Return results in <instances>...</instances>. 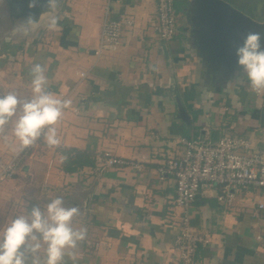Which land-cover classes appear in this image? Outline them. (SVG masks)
<instances>
[{"label":"crops","instance_id":"1","mask_svg":"<svg viewBox=\"0 0 264 264\" xmlns=\"http://www.w3.org/2000/svg\"><path fill=\"white\" fill-rule=\"evenodd\" d=\"M224 1L264 22V0ZM177 6L181 21L170 41L153 30L156 0H56L55 29L42 23L44 30L14 58L0 44V95L30 99L31 69L40 64L46 91L71 101L56 125L63 144L41 142L15 176L0 182V228L32 205L61 198L79 209L72 226L87 230L64 264H180L173 246L179 232L174 179L158 181L156 168L182 155L180 137L213 142L233 135L247 140L250 151H264V91L252 90L242 70L219 93L205 88L206 56L193 42L187 3L176 0ZM105 17L133 25L122 27L117 52L97 57ZM178 101L188 120L180 117ZM12 127L0 132V166L19 148ZM62 150L85 154L89 163L67 173ZM104 151L149 162L141 171L100 169L95 157ZM219 192L198 194L189 208L191 228L209 239L196 247L193 264H264V208H258L264 189H234L230 205L218 201ZM44 255L41 248V264Z\"/></svg>","mask_w":264,"mask_h":264},{"label":"built area","instance_id":"2","mask_svg":"<svg viewBox=\"0 0 264 264\" xmlns=\"http://www.w3.org/2000/svg\"><path fill=\"white\" fill-rule=\"evenodd\" d=\"M175 2L176 0H156V15L152 27L156 35L164 41L172 40L176 34ZM131 25V19L111 21L105 17L101 24L100 41L95 55L99 57L103 52H117L121 44L122 27ZM79 76L84 79L87 73L80 71ZM71 112L78 114L79 108L74 106ZM43 140L41 138L32 146L23 149L19 145L17 153L9 162L0 166V182L12 178L22 159ZM178 142L183 148L182 155L164 159L156 168V178L158 181L168 177L174 179L173 201L174 207L179 210V232L175 236L173 246L180 264H193L196 247L206 246L209 239L206 234L191 228L190 206L198 194L214 187L220 189L218 201L227 205L232 203L231 191L234 189H264V151H250L247 140L233 135H225L213 142L180 137ZM95 161L100 169L129 167L141 171L149 159L146 156L124 159L110 151H104L96 155ZM258 208L263 209L264 205L259 203Z\"/></svg>","mask_w":264,"mask_h":264},{"label":"clouds","instance_id":"3","mask_svg":"<svg viewBox=\"0 0 264 264\" xmlns=\"http://www.w3.org/2000/svg\"><path fill=\"white\" fill-rule=\"evenodd\" d=\"M53 0H49L50 7ZM34 4L30 3L29 7ZM28 25L35 24L29 18ZM50 29L58 26V19L51 17ZM236 46L237 65L247 75L250 87L257 93L264 91V35L247 32ZM32 95L21 100L15 92L0 95V132L12 125L20 148H27L41 138L49 147L60 144L56 125L61 120L70 100L55 98L46 91V77L40 64L31 69ZM75 206L66 207L63 199H50L43 207L31 206L27 215L14 217L6 227L0 228V264H41L39 253L44 249L43 264H64V257H71L85 240L86 228L72 226L78 215Z\"/></svg>","mask_w":264,"mask_h":264},{"label":"water","instance_id":"4","mask_svg":"<svg viewBox=\"0 0 264 264\" xmlns=\"http://www.w3.org/2000/svg\"><path fill=\"white\" fill-rule=\"evenodd\" d=\"M9 17L18 21L31 18L40 23L48 16H56L55 0H3ZM185 18L193 26L192 38L207 62L201 76L205 88L221 92L241 71L237 65L235 49L241 36L247 32H260L264 35V22H257L249 15L234 8L224 0H184ZM33 3V7L29 4ZM179 115L188 120L180 101L177 102Z\"/></svg>","mask_w":264,"mask_h":264},{"label":"rangeland","instance_id":"5","mask_svg":"<svg viewBox=\"0 0 264 264\" xmlns=\"http://www.w3.org/2000/svg\"><path fill=\"white\" fill-rule=\"evenodd\" d=\"M183 1L184 0H181V2H183ZM55 4H56V0H55ZM56 11H57V9H56ZM176 11H177L176 24L180 25L181 11H180L178 6L176 8ZM9 15H10V13L8 12V8L6 7L4 1L0 0V44L2 42H4L6 47H7V53H8L7 57L8 58L9 57L14 58L16 55L18 56V54L22 53V51L24 50V46H25L26 42H28V41L32 42V38L37 34L38 30L40 31L42 29V27H41L42 23H44L47 20H50V18L52 16H48V17L42 19L40 23L34 22L35 24L28 25L27 24L28 19L25 21H18V20H15L13 18H10ZM53 17H55V16H53ZM42 30H44V29H42ZM11 49H13V50H11ZM14 53H15V56H14ZM12 54H13V56H12ZM58 138L60 139V141L63 144V139L61 138L60 135H58ZM31 152H29L22 159L19 167L17 168V172L20 170L21 164L24 163V160L28 157V155ZM15 153H17V152H15ZM15 153L13 155H15ZM11 158H9V160ZM9 160L7 161V163L9 162ZM17 172H16V174H17ZM87 244L89 245L90 243L87 241Z\"/></svg>","mask_w":264,"mask_h":264},{"label":"trees","instance_id":"6","mask_svg":"<svg viewBox=\"0 0 264 264\" xmlns=\"http://www.w3.org/2000/svg\"><path fill=\"white\" fill-rule=\"evenodd\" d=\"M64 156L63 159V170L67 173L76 172L79 168H82L89 162L85 154H82L73 150H62Z\"/></svg>","mask_w":264,"mask_h":264}]
</instances>
